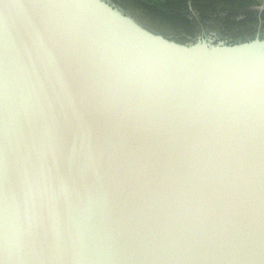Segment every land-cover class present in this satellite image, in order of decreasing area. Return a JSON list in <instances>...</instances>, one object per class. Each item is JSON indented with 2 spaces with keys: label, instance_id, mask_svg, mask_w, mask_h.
<instances>
[{
  "label": "water",
  "instance_id": "obj_1",
  "mask_svg": "<svg viewBox=\"0 0 264 264\" xmlns=\"http://www.w3.org/2000/svg\"><path fill=\"white\" fill-rule=\"evenodd\" d=\"M0 264H264V38L0 0Z\"/></svg>",
  "mask_w": 264,
  "mask_h": 264
},
{
  "label": "trees",
  "instance_id": "obj_2",
  "mask_svg": "<svg viewBox=\"0 0 264 264\" xmlns=\"http://www.w3.org/2000/svg\"><path fill=\"white\" fill-rule=\"evenodd\" d=\"M154 32L187 43L220 32L231 43L264 38V0H111ZM223 37V38H224Z\"/></svg>",
  "mask_w": 264,
  "mask_h": 264
},
{
  "label": "flooded vegetation",
  "instance_id": "obj_3",
  "mask_svg": "<svg viewBox=\"0 0 264 264\" xmlns=\"http://www.w3.org/2000/svg\"><path fill=\"white\" fill-rule=\"evenodd\" d=\"M125 11V10H124ZM126 13H128L129 15L133 16L134 18H136L133 14L125 11ZM144 25V24H143ZM145 26V25H144ZM147 27V26H146ZM148 30H151L147 27ZM152 31V30H151ZM155 33H159V32H155ZM161 34V33H160ZM163 35V34H162ZM260 33L257 32L256 36H259ZM165 36V35H164ZM205 37H212V38H216V39H220V40H223V41H227V42H230V38L229 37H224L220 32H196L194 38H189L187 39L189 42H193V41H196L200 38H205ZM224 37V38H223ZM171 39H173L172 37H170Z\"/></svg>",
  "mask_w": 264,
  "mask_h": 264
},
{
  "label": "rangeland",
  "instance_id": "obj_4",
  "mask_svg": "<svg viewBox=\"0 0 264 264\" xmlns=\"http://www.w3.org/2000/svg\"><path fill=\"white\" fill-rule=\"evenodd\" d=\"M138 19V18H137Z\"/></svg>",
  "mask_w": 264,
  "mask_h": 264
}]
</instances>
